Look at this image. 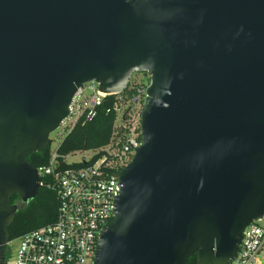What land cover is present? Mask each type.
<instances>
[{
	"label": "water",
	"instance_id": "water-1",
	"mask_svg": "<svg viewBox=\"0 0 264 264\" xmlns=\"http://www.w3.org/2000/svg\"><path fill=\"white\" fill-rule=\"evenodd\" d=\"M137 72L142 144L94 264L236 259L264 219V0H0V264L77 89Z\"/></svg>",
	"mask_w": 264,
	"mask_h": 264
},
{
	"label": "built area",
	"instance_id": "built-area-1",
	"mask_svg": "<svg viewBox=\"0 0 264 264\" xmlns=\"http://www.w3.org/2000/svg\"><path fill=\"white\" fill-rule=\"evenodd\" d=\"M149 86L150 76L147 81L129 84L117 95L100 91L94 82L77 89L70 115L59 127L60 135L71 131L81 118H95L97 108L114 96L116 121L110 142L91 150V158L83 159L80 167L65 168L66 157L62 164L55 153L48 165L37 168L41 185H47L58 198L56 220L14 240L19 242L17 252L4 264H94L101 233L114 219L121 173L142 144L141 111ZM260 222L245 229L240 252L231 264H264V226Z\"/></svg>",
	"mask_w": 264,
	"mask_h": 264
},
{
	"label": "trees",
	"instance_id": "trees-1",
	"mask_svg": "<svg viewBox=\"0 0 264 264\" xmlns=\"http://www.w3.org/2000/svg\"><path fill=\"white\" fill-rule=\"evenodd\" d=\"M148 76V74L146 73ZM114 96L108 97L103 104L97 108V115L92 120L81 118L60 143L56 153L63 164V159L76 152L98 150L106 146L111 139L116 113L113 109ZM52 143V141H51ZM51 144L42 152L32 154L29 161L36 167H44L50 163ZM65 168L80 167V164H63ZM44 182V178H43ZM13 205L19 206V211L14 222L9 227L10 241H14L26 233L39 229L53 223L57 217L58 198L47 185L41 187L36 199L30 203L23 204L19 195L11 198ZM9 254L6 256V260ZM190 264H198L197 255L190 258Z\"/></svg>",
	"mask_w": 264,
	"mask_h": 264
},
{
	"label": "rangeland",
	"instance_id": "rangeland-1",
	"mask_svg": "<svg viewBox=\"0 0 264 264\" xmlns=\"http://www.w3.org/2000/svg\"><path fill=\"white\" fill-rule=\"evenodd\" d=\"M148 74V73H147ZM149 75V74H148ZM149 77V76H148ZM147 75L146 73H141L137 72L134 73L131 77L130 85L133 83H136L141 80H146L147 81ZM72 121V119L69 120V123ZM62 130L57 129L55 132H53L50 136V139L52 141L51 143V154H55L60 143L65 139L67 134L70 132L69 129L65 131V133L61 136ZM92 152L91 151H85V152H76L74 154H70L69 156L66 157L65 161L68 165H73V164H80L82 163L83 159L89 160L91 158ZM260 225L264 226V219L260 222ZM18 241H14L10 246L8 245L7 250H6V256L7 254H12L15 255L18 249Z\"/></svg>",
	"mask_w": 264,
	"mask_h": 264
},
{
	"label": "flooded vegetation",
	"instance_id": "flooded-vegetation-1",
	"mask_svg": "<svg viewBox=\"0 0 264 264\" xmlns=\"http://www.w3.org/2000/svg\"><path fill=\"white\" fill-rule=\"evenodd\" d=\"M9 246H10V244H9Z\"/></svg>",
	"mask_w": 264,
	"mask_h": 264
}]
</instances>
